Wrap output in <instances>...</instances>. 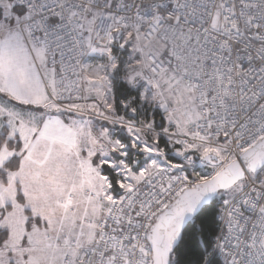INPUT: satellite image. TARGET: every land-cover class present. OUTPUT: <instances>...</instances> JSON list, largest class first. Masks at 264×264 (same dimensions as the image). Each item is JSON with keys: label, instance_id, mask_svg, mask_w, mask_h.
Instances as JSON below:
<instances>
[{"label": "snow or ice", "instance_id": "obj_1", "mask_svg": "<svg viewBox=\"0 0 264 264\" xmlns=\"http://www.w3.org/2000/svg\"><path fill=\"white\" fill-rule=\"evenodd\" d=\"M0 264H264V0H0Z\"/></svg>", "mask_w": 264, "mask_h": 264}]
</instances>
